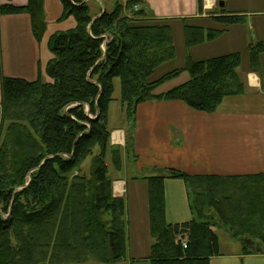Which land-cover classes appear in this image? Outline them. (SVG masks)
I'll return each instance as SVG.
<instances>
[{"label":"trees","instance_id":"16d2710c","mask_svg":"<svg viewBox=\"0 0 264 264\" xmlns=\"http://www.w3.org/2000/svg\"><path fill=\"white\" fill-rule=\"evenodd\" d=\"M6 1L0 3V18L29 14L32 34L40 41L47 25L44 0H27L25 6ZM60 1L61 19L72 16L76 25L48 40L53 58L45 69L50 81L40 76L31 81L0 79V264H108L126 259L125 199L112 194L105 159L109 153L114 169L121 167V149L110 145L107 124L116 78L126 120L148 100H180L212 113L224 98L244 90L237 72L239 52L204 60L188 54L184 66L153 78L176 55L172 19H154L142 0H116L112 11L94 18L83 0ZM197 5L202 13V0ZM210 16L220 28L180 19L187 49L215 40L228 26L246 19L224 8ZM248 49L255 67L263 44ZM182 71L190 76L188 81L155 94ZM131 146L128 134L125 147ZM87 157L88 169L83 167ZM167 178L184 183L192 214L188 221H166ZM144 179L153 239L150 264H209L220 254L214 226L239 240L244 253L264 254V173L192 176L168 169Z\"/></svg>","mask_w":264,"mask_h":264},{"label":"crops","instance_id":"0c3cea01","mask_svg":"<svg viewBox=\"0 0 264 264\" xmlns=\"http://www.w3.org/2000/svg\"><path fill=\"white\" fill-rule=\"evenodd\" d=\"M10 1L14 6L28 3L27 0ZM85 1L93 18L102 12L90 7L89 3L96 0ZM142 1L154 19L169 18L171 24L181 22L182 18H192L196 23L202 19L211 21L210 15L219 14L220 8H224L230 14L245 15L242 28L246 31L243 25L247 22L249 28L247 35L243 31L239 35L233 33L235 25L228 26L225 34H232L226 37L230 42L215 53L240 51L242 62L237 72L244 84L240 95L224 98L212 113L193 109L180 100H148L138 104L134 117L126 120L120 106L117 126L108 125L110 145L121 149V167L114 169L109 153L110 162L106 160V164L112 194L124 197L126 205L128 253L125 260H120L122 264H148L153 239L149 227L148 184L144 177L168 169H178L192 176L264 173V49L255 67L250 64L248 49L258 42H262L264 48V0H202V13L198 11L197 0ZM220 1L223 7L219 6ZM253 2L255 8H251ZM0 3L7 1L0 0ZM43 10L47 25L40 41L32 34L29 14H5L0 18V79L9 76L31 81L40 76L50 81L45 69L53 58L48 40L55 32L74 28L76 22L72 16L61 19L60 0H44ZM241 46L246 51H242ZM164 84L155 94L168 91L162 87ZM128 134L132 136L130 149L125 147ZM178 180H166L165 184V215L171 224L192 218L190 211V217L185 214L187 191ZM213 229L219 237L220 254L212 256L209 264H264L263 253H244L241 242L233 239L225 228L214 226ZM220 231L232 240L222 242Z\"/></svg>","mask_w":264,"mask_h":264},{"label":"rangeland","instance_id":"374dc122","mask_svg":"<svg viewBox=\"0 0 264 264\" xmlns=\"http://www.w3.org/2000/svg\"><path fill=\"white\" fill-rule=\"evenodd\" d=\"M84 1L85 0H83V2ZM121 1H125V0H121ZM115 2H116V0H96V1L90 2L89 5H90V7H93L95 9H98V8L101 9L102 12L105 10L107 12H109V11H112L114 9L113 7H114ZM85 3H87V2L85 1ZM255 5L256 4L253 2L251 4V8H252V6H253V8H255ZM199 22L200 23H196V22H194V23L200 25L201 27L203 26L205 28H209V27L220 28V25L215 24V23H213L207 19H202ZM248 23L249 22H247V23H245V25H243L244 27L246 26L245 27L246 31H245V29L242 28V23H237V25H235V28L233 29V33H235V34L239 33V35H240L241 31H243L247 35L248 28H249ZM171 29H172V36H173L176 55L172 60H169L168 62L159 66L155 70L154 74L152 75L153 78H158L159 75H161L165 72H168L171 69H177V68H181L182 66H184V64H185L184 60L188 54H190L191 58H193L195 60H204L207 58L215 57L216 55H218L215 53H219L220 50H222L226 47V43L230 42L228 40V38H226V37L232 35V34H225V32H226L225 31L223 33L225 35L222 34L219 37L214 38L215 40H212V41L205 40L203 43L193 45L192 47L187 49L185 46V40L183 38V29H182L181 22L172 23ZM241 49H243L242 46H241ZM242 51H246V50L243 49ZM239 53H240V51H239ZM219 55H222V54H219ZM187 75H188L187 72L179 74V76H177L178 78L177 77L173 78L172 81L167 82L162 87L168 88V90H170L171 88H174L178 85H182V83L189 80L190 77H188ZM185 77H188V78L185 79ZM112 101L113 102L110 104L111 106H109V110H108L109 115H108V123L107 124L110 127L117 126V123L120 121V118H121V112H120L121 101H120V89H119V79L118 78L115 79V93L113 95ZM98 152H99V148L96 147L94 150V153H98ZM105 159L108 161V163L110 162L108 154L105 157ZM90 163H91V158L87 157L85 159V161L83 162L84 168L88 169ZM166 180H171V181L177 180V181H179L178 179H168V178L165 179V182H164L165 195H166V188H165ZM180 182L182 184H184L182 180ZM169 199H171V196ZM165 207H166V203H165ZM184 207H185V204H184ZM185 214H187L188 217L191 216V214L189 213L188 203H187V206L185 209ZM219 235L221 236L222 242L232 240L231 237L225 232L220 231ZM113 264H122V263L120 262V263H113ZM138 264H143V263H138ZM148 264H150V263L148 262Z\"/></svg>","mask_w":264,"mask_h":264},{"label":"water","instance_id":"95a60500","mask_svg":"<svg viewBox=\"0 0 264 264\" xmlns=\"http://www.w3.org/2000/svg\"><path fill=\"white\" fill-rule=\"evenodd\" d=\"M218 4H219L220 7H223V6H224V4H223L222 1L218 2ZM246 241H247V243H248L249 245H251V242H250L247 238H246L245 242H246ZM108 264H111V263H108Z\"/></svg>","mask_w":264,"mask_h":264},{"label":"built area","instance_id":"2783aa9c","mask_svg":"<svg viewBox=\"0 0 264 264\" xmlns=\"http://www.w3.org/2000/svg\"><path fill=\"white\" fill-rule=\"evenodd\" d=\"M186 246V243L183 241V247H185Z\"/></svg>","mask_w":264,"mask_h":264}]
</instances>
